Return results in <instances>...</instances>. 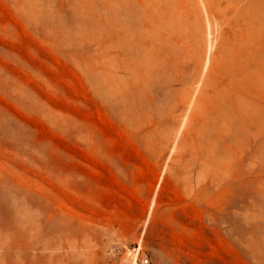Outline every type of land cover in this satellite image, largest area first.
I'll list each match as a JSON object with an SVG mask.
<instances>
[{"label": "rangeland", "instance_id": "374dc122", "mask_svg": "<svg viewBox=\"0 0 264 264\" xmlns=\"http://www.w3.org/2000/svg\"><path fill=\"white\" fill-rule=\"evenodd\" d=\"M138 245L264 264V0H0V264Z\"/></svg>", "mask_w": 264, "mask_h": 264}, {"label": "built area", "instance_id": "2783aa9c", "mask_svg": "<svg viewBox=\"0 0 264 264\" xmlns=\"http://www.w3.org/2000/svg\"><path fill=\"white\" fill-rule=\"evenodd\" d=\"M114 252L117 251L116 248H113ZM121 252V249H118V252ZM118 253L121 255V264H151L150 258L146 256L141 251V246L129 247L124 250L123 254Z\"/></svg>", "mask_w": 264, "mask_h": 264}]
</instances>
